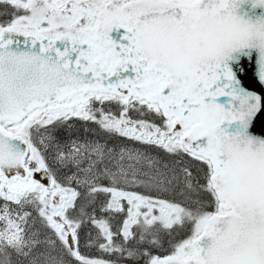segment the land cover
Returning <instances> with one entry per match:
<instances>
[{
	"label": "snow or ice",
	"instance_id": "obj_1",
	"mask_svg": "<svg viewBox=\"0 0 264 264\" xmlns=\"http://www.w3.org/2000/svg\"><path fill=\"white\" fill-rule=\"evenodd\" d=\"M0 264H264V0H0Z\"/></svg>",
	"mask_w": 264,
	"mask_h": 264
}]
</instances>
